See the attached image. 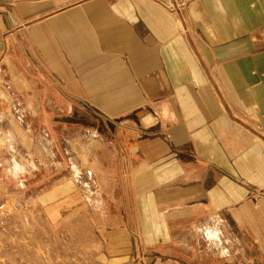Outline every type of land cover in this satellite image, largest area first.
<instances>
[{"label":"crops","instance_id":"obj_1","mask_svg":"<svg viewBox=\"0 0 264 264\" xmlns=\"http://www.w3.org/2000/svg\"><path fill=\"white\" fill-rule=\"evenodd\" d=\"M0 84L32 126L97 132L106 196L31 191L27 264H264V0H0Z\"/></svg>","mask_w":264,"mask_h":264},{"label":"rangeland","instance_id":"obj_2","mask_svg":"<svg viewBox=\"0 0 264 264\" xmlns=\"http://www.w3.org/2000/svg\"><path fill=\"white\" fill-rule=\"evenodd\" d=\"M0 89L4 90L2 84ZM2 95L0 234L5 236L7 246L12 248L19 263L27 264L28 244L31 245V251L33 243L41 246L43 228L48 227L43 221L41 209L36 204L34 207L27 203L32 192L34 195L40 193L39 187L46 184L52 187L51 191L56 198L75 196L93 201L95 197H99L100 200V197L106 196L98 184L96 173H93L90 167V154L96 148L93 135L97 132L74 123L63 124V121L58 119L50 126L51 133L42 123L32 126L28 124L26 111L18 102H13L6 90ZM9 116L15 123L32 129L36 137L29 142L27 140L21 142L14 137L9 127L4 126ZM118 144L121 145V142L118 141ZM121 193V189L115 190V195L119 196ZM184 227H187V224ZM194 229L199 236L200 244H208L211 241V246L215 245L217 248L222 246V237L215 236V231H222V220L213 219L205 222L199 220L195 222ZM204 232L207 237H204Z\"/></svg>","mask_w":264,"mask_h":264},{"label":"built area","instance_id":"obj_3","mask_svg":"<svg viewBox=\"0 0 264 264\" xmlns=\"http://www.w3.org/2000/svg\"><path fill=\"white\" fill-rule=\"evenodd\" d=\"M184 8H185V5H182L179 9V12H181V10H184ZM0 96H1V98H2V100H3V95H2V92H1V90H0ZM1 100V99H0ZM0 122L2 123V120L0 119Z\"/></svg>","mask_w":264,"mask_h":264}]
</instances>
